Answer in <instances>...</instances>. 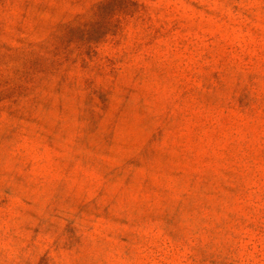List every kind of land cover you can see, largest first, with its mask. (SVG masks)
Instances as JSON below:
<instances>
[{
    "label": "clouds",
    "instance_id": "obj_1",
    "mask_svg": "<svg viewBox=\"0 0 264 264\" xmlns=\"http://www.w3.org/2000/svg\"><path fill=\"white\" fill-rule=\"evenodd\" d=\"M0 264H264V0H0Z\"/></svg>",
    "mask_w": 264,
    "mask_h": 264
}]
</instances>
